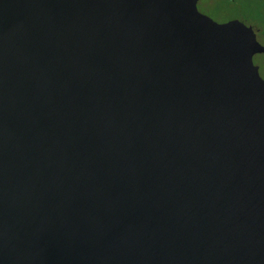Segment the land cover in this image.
Listing matches in <instances>:
<instances>
[{"label":"water","instance_id":"1","mask_svg":"<svg viewBox=\"0 0 264 264\" xmlns=\"http://www.w3.org/2000/svg\"><path fill=\"white\" fill-rule=\"evenodd\" d=\"M198 1L0 0V264H264V47Z\"/></svg>","mask_w":264,"mask_h":264},{"label":"flooded vegetation","instance_id":"2","mask_svg":"<svg viewBox=\"0 0 264 264\" xmlns=\"http://www.w3.org/2000/svg\"><path fill=\"white\" fill-rule=\"evenodd\" d=\"M197 8L200 13L213 19L219 24L230 21H240L251 28L256 34L257 41L264 47V0H199ZM225 16V20H216L213 16ZM264 53L253 57L260 76L264 79Z\"/></svg>","mask_w":264,"mask_h":264},{"label":"rangeland","instance_id":"3","mask_svg":"<svg viewBox=\"0 0 264 264\" xmlns=\"http://www.w3.org/2000/svg\"><path fill=\"white\" fill-rule=\"evenodd\" d=\"M216 20L220 21V20H225V16H223L222 14H218L217 16H213ZM262 63H264V59H262ZM264 76V74H263Z\"/></svg>","mask_w":264,"mask_h":264}]
</instances>
